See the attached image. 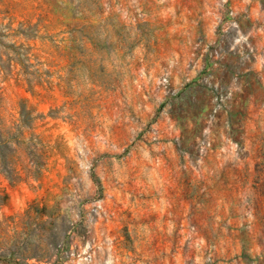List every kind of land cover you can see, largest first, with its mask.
<instances>
[{
    "label": "rangeland",
    "instance_id": "rangeland-1",
    "mask_svg": "<svg viewBox=\"0 0 264 264\" xmlns=\"http://www.w3.org/2000/svg\"><path fill=\"white\" fill-rule=\"evenodd\" d=\"M233 155L258 211L264 0H0V264H214L138 225Z\"/></svg>",
    "mask_w": 264,
    "mask_h": 264
},
{
    "label": "crops",
    "instance_id": "crops-1",
    "mask_svg": "<svg viewBox=\"0 0 264 264\" xmlns=\"http://www.w3.org/2000/svg\"><path fill=\"white\" fill-rule=\"evenodd\" d=\"M210 160L216 165L208 172L163 174L168 182L163 184L160 205L142 211L152 218L146 213L138 226L152 228L155 236L168 237L171 242L213 245L214 264H237L232 258L237 248L246 256L239 259L240 264H247L250 241L260 235L258 229H264V219L259 220L258 214L264 204L258 211L252 204L253 197L261 193L251 182L255 174L242 172L241 160L234 155ZM192 227L197 231L195 239Z\"/></svg>",
    "mask_w": 264,
    "mask_h": 264
},
{
    "label": "built area",
    "instance_id": "built-area-1",
    "mask_svg": "<svg viewBox=\"0 0 264 264\" xmlns=\"http://www.w3.org/2000/svg\"><path fill=\"white\" fill-rule=\"evenodd\" d=\"M129 16L132 20H135L136 18L143 17V11L142 8L139 7V5H136L132 11L129 12Z\"/></svg>",
    "mask_w": 264,
    "mask_h": 264
}]
</instances>
